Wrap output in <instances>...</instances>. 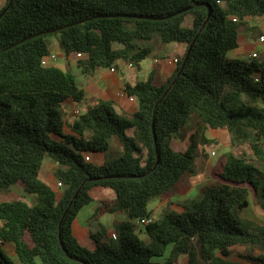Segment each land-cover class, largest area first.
<instances>
[{"label":"trees","instance_id":"obj_1","mask_svg":"<svg viewBox=\"0 0 264 264\" xmlns=\"http://www.w3.org/2000/svg\"><path fill=\"white\" fill-rule=\"evenodd\" d=\"M263 16L264 0H13L0 18V195L19 187L34 203L0 202V264H14L4 245L20 264H177L181 257L185 264H241L229 260L232 248L264 251V231L249 233L239 220L249 191L264 209V174L257 168L264 166V56L249 63L226 59L246 19ZM54 41L65 61L82 55L76 68L84 77L118 62L139 70L171 43L185 44L186 52L166 82L156 85L152 74L124 86L137 102L135 113L119 117L99 103L65 124L64 103L81 106L84 92L69 71L41 65ZM194 111L199 125L234 139L216 182L180 212L164 211L140 227L135 222L151 217L152 201L175 194L185 176L197 173L191 139L184 152L171 147ZM65 126L71 134L63 133ZM99 153L102 165L86 161ZM46 159L56 165L58 191L39 177ZM96 187L112 190L115 199L100 202L93 218L124 213L127 221L114 232L116 240L103 228L90 234V251L74 238L72 225ZM254 260L264 264V256Z\"/></svg>","mask_w":264,"mask_h":264},{"label":"crops","instance_id":"obj_2","mask_svg":"<svg viewBox=\"0 0 264 264\" xmlns=\"http://www.w3.org/2000/svg\"><path fill=\"white\" fill-rule=\"evenodd\" d=\"M245 23L246 25L239 30L237 37V47L234 50L229 51L226 55L230 58V60L241 61L244 58L251 59L252 54H257V59L264 56V54L260 56V52H264V42H260V37H264V16L256 19L248 18L246 19ZM114 49H121V46L115 44ZM185 52V44L171 43L154 50L151 56L140 64L139 70L134 69L129 64L118 62L116 67L113 69V72L110 70L99 69L92 75L84 77L80 74L72 60H64L59 51L57 43L54 41L50 53L58 54L59 59L55 64V67L63 71H69L70 73L72 72V74L76 77V83L84 92V102L81 106L73 103L72 101H67L64 103L63 119L65 124L71 123L72 120H74V111H79L82 113L84 107H92L99 103L110 106L113 112L119 117L125 118L135 113L138 109L136 100H130L126 97H119V94L124 89V86L127 84L134 85L139 81H145L152 74L153 82L156 85L166 82L175 72L177 63L174 61L180 60L184 56ZM200 126L203 127L201 124L199 127ZM204 128L207 130V135L209 136L207 139L211 141H216L217 136L228 134L225 130H212L205 126ZM212 132L216 134H213ZM63 133L71 134L67 126L64 127ZM130 133L131 132H129V134ZM193 133H195L194 129L186 134V136H191ZM186 136H184L182 133H178L174 136L171 142V147L174 151L184 152L186 150V148L182 149V147H179V144H177V141H179L181 144L183 142L185 143V139L188 138V136ZM218 146H220V150L224 152V155L229 151L232 144L230 146H225L224 144L220 143ZM115 147L116 149L114 150V153L119 152V147L117 145ZM212 153L213 157L217 156V153ZM223 155L221 156L222 159ZM104 157V153L92 154L89 156V160L93 164L100 166L103 164ZM221 161L218 159V167ZM55 167L56 165L52 161L46 159L43 163L39 177L45 184L50 186L54 191H57L54 189L57 184L53 177V171ZM257 168L261 173L264 174V166H258ZM188 179L189 180H187L186 185L182 180L180 185L183 188L178 187L175 194L156 200L157 204L155 210L151 211L152 218L157 219L164 211H166L167 208H171L173 211L180 212L182 210V204H184V198L188 200L194 195L197 196L200 190L199 185L202 187L208 186V184L203 185V182L207 181L206 175H201L197 178L188 177ZM89 194L92 198V202L80 210L77 218L73 222L72 233L74 238L82 247L92 251L95 249V244L91 240L90 234L95 233L103 228L107 236H109L111 233L116 231V228H118L117 226H120L127 220L125 216H122L125 215L124 213H101L93 222V216L100 202L113 201L115 199V194L112 190L101 187L92 189ZM15 200H21L28 204L34 203V198L32 196H24L19 187H12L0 195V202H11ZM248 203V207L241 212V216L253 217V219L256 221V217L249 214V210H251L252 206H254V204L258 205L256 196L252 191H249ZM1 248L8 257H13L17 261L13 252V247L11 245H4ZM17 263L19 262L17 261Z\"/></svg>","mask_w":264,"mask_h":264},{"label":"rangeland","instance_id":"obj_3","mask_svg":"<svg viewBox=\"0 0 264 264\" xmlns=\"http://www.w3.org/2000/svg\"><path fill=\"white\" fill-rule=\"evenodd\" d=\"M5 1L6 0H0V8L5 4ZM184 26L186 28L191 27V22H190L189 17L186 18ZM51 48H52V44H50V49ZM263 54H264V52H260V56H262ZM226 59L228 61H231L228 56H226ZM241 61H243L245 63H249L251 61V59L244 58ZM73 63L76 65V62H73ZM193 129L195 130V133H193L191 136L187 135L188 138L185 139V143L183 142L181 144L179 141H177V144H179V147H182V149H185L188 147L190 139H191V142L194 143V145L196 146V149L194 151V155L196 158L195 159V166H196V172L197 173L193 177L197 178V177H200L201 175H204V176L206 175L207 181L203 182V185H207V184L211 185L214 182H216V177H215L214 173L218 168L217 162H218V159H220V161L222 160L221 156L224 153L223 151L220 150L221 148L218 145L220 143H222L225 146H230L231 144L234 143V140H233L232 135L229 134L228 132L227 133L229 135L225 134V135L217 136L216 137L217 142L208 140L207 138H209V136L207 135V130L204 128V126L199 127L196 111H194L192 113L190 122L188 123L187 127H184V129L182 130L181 133L184 136H186V134H188ZM212 133L216 134L214 132H212ZM209 141H211V142H209ZM116 145L117 144L115 142H113V144H112V151L113 152L116 149V147H115ZM212 152L217 153V156L213 157ZM187 180H189L188 176H185L183 178V183L185 185H186ZM179 187L183 188L181 185H179ZM203 187L199 185L200 190H199L198 195L200 194L201 189ZM54 189L58 191L60 188L57 187V185H56L54 187ZM197 196L194 195L188 200L186 198H184L183 199L184 204H182V207L190 206L192 201L195 200ZM156 204H157L156 200L152 201L148 206V210L154 211ZM170 210H171V208L166 209V211H170ZM249 214L256 217V221L253 219V217H246V216L242 217L240 214V216H239L240 226L242 228H244L246 231H248L249 233L261 234L264 231V209H262L259 205L254 204V206H252L251 210H249ZM122 216L123 217L125 216V218L127 220L126 215H122ZM96 218H93L94 219L93 222L95 221ZM117 227H119V226H117ZM139 237L143 240L145 239L143 233H140ZM257 256H264V251L258 250V249L250 250V249H247L244 247H234L231 249V255H230L229 260L232 262L241 263V264H258V262L256 260H254V258ZM9 258L11 259V261L14 264H20V263H17L15 258H13V257H9ZM158 262H159V264H166L163 259L159 260ZM185 263H186V258L181 257L177 264H185Z\"/></svg>","mask_w":264,"mask_h":264},{"label":"built area","instance_id":"obj_4","mask_svg":"<svg viewBox=\"0 0 264 264\" xmlns=\"http://www.w3.org/2000/svg\"><path fill=\"white\" fill-rule=\"evenodd\" d=\"M233 21H235V19H233ZM260 42H264V37H260ZM256 56H257V54H252L251 55V58H255ZM81 57H82L81 54H77V55L71 57L69 60H72L73 62H76ZM58 59L59 58H58V54L57 53H49L47 56H45V57L42 58L41 65L43 67L55 66V64L57 63ZM174 62L177 63L176 60ZM110 71L113 72L114 70L113 69H110ZM119 97H121V98L126 97V98H128L130 100H133L134 99L132 97L126 96L125 93H124V89L120 92ZM79 115H80V112L79 111H74L73 112V116L75 118L78 117ZM212 155H213V153H212ZM86 161H90L89 160V157H86ZM56 185L59 188L61 187V184L60 183H57ZM153 221H154V218H152V217H146V218H142V219L137 220L135 223H136V225H138L140 227H143V226H146V225L151 224ZM110 237H111L112 240H116L117 235L115 233H111L110 234Z\"/></svg>","mask_w":264,"mask_h":264},{"label":"water","instance_id":"obj_5","mask_svg":"<svg viewBox=\"0 0 264 264\" xmlns=\"http://www.w3.org/2000/svg\"><path fill=\"white\" fill-rule=\"evenodd\" d=\"M12 2H13V0H9V4H8V6L5 8V10H3V11L0 13V18H1L2 15L5 13V11L11 6ZM198 5H199V6H204V7H207V8H208V6L205 5V4H198ZM189 9H190V7H189V8H185V9H183V10L177 12V13H182V12H185V11H187V10H189ZM208 9H209V8H208ZM171 16H172V15H171ZM168 17H170V16H168ZM209 17H210V11H208L207 18H206V22L209 20ZM148 19H151V20H158L157 18H148ZM160 19H165V18H160ZM206 22H205V23H206ZM204 25H205V24H204ZM204 25L202 26L201 30L203 29ZM59 30H61V28H59V29H55V30H52V31H50V33H55V32H57V31H59ZM201 30H200V31H201ZM197 37H198V35L194 38V40H193L192 43L190 44V46H189V48H188V50H187V52H186V55H185V57H184L183 63H182V65H181L180 72L177 74V77H179L181 71L183 70V68H184V66H185V63H186V61H187V59H188V57H189V55H190V53H191V50H192V48H193V45H194V43H195ZM175 82H176V79L173 80V82L171 83V85L167 88L166 92L163 94V97H164V96L166 95V93L170 90V88L175 84ZM158 162H159V155H158L157 150H156V165L158 164ZM80 189H81V187L78 189V191H77L76 194L74 195L73 200L77 197V195H78ZM71 204H72V202L69 204L68 209L70 208ZM68 209H67L66 212L64 213L63 217L66 215ZM60 226H61V222H60V224H59V228H60ZM59 240H60V235H59Z\"/></svg>","mask_w":264,"mask_h":264}]
</instances>
